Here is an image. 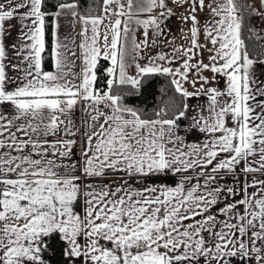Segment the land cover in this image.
I'll use <instances>...</instances> for the list:
<instances>
[{
    "label": "snow or ice",
    "instance_id": "6c2138e0",
    "mask_svg": "<svg viewBox=\"0 0 264 264\" xmlns=\"http://www.w3.org/2000/svg\"><path fill=\"white\" fill-rule=\"evenodd\" d=\"M171 3H0V264H264V0Z\"/></svg>",
    "mask_w": 264,
    "mask_h": 264
},
{
    "label": "crops",
    "instance_id": "0c3cea01",
    "mask_svg": "<svg viewBox=\"0 0 264 264\" xmlns=\"http://www.w3.org/2000/svg\"><path fill=\"white\" fill-rule=\"evenodd\" d=\"M3 2H4V0H0V3H3ZM17 2H22V0H17ZM124 4L126 6V3H124ZM111 7L113 9H116L117 5L112 4ZM21 11H25V9H21ZM115 18H116L115 16L111 17L112 20H114ZM171 19H173V17ZM106 23H107V21H106ZM60 24H61L60 32L62 35L66 32L71 31L72 25H71L70 15L61 17ZM5 28H6L7 32L10 33V34H6V36H5V43L8 46V56H9V60L6 61V63L16 64V63H18V60L15 58V50L11 47V45L13 43H16L18 40L19 23L16 19L10 20V21L6 22ZM79 28H80V26L77 23L75 26L76 32H79ZM136 35H137V32H136ZM140 39H143L142 34L140 35ZM188 44H189V42H188ZM161 45H162V42H161ZM46 70H50V68L46 69ZM8 75L11 77V76L18 75V73L13 71L11 69V67H9L8 68ZM192 90H193L192 88H189V91H192ZM201 99H203V98H201ZM189 103L194 106L197 103V100H195V99L190 100ZM193 115H194V112L190 110L188 113V118L184 119L182 121L183 125H185V126L189 125L191 123V117ZM75 119H76V122L78 125H80L82 123V121L84 119V113H83L82 109L77 108L76 113H75ZM97 127H98V125H97ZM81 130L83 131V129H81ZM183 131L184 130L181 129V134H183ZM77 139L79 141L80 137H77ZM200 139L202 142V140H203L202 135L200 136ZM189 142H195V138L194 137L191 138L189 140ZM82 151H83V145H82V143H78L77 146L74 147V155L72 156V161H75V162H78L79 164H82L83 163ZM174 179H178V176L174 177ZM105 182L107 183L108 181L105 180ZM53 259L55 260L56 258H53Z\"/></svg>",
    "mask_w": 264,
    "mask_h": 264
},
{
    "label": "rangeland",
    "instance_id": "374dc122",
    "mask_svg": "<svg viewBox=\"0 0 264 264\" xmlns=\"http://www.w3.org/2000/svg\"><path fill=\"white\" fill-rule=\"evenodd\" d=\"M122 3H127V0H121ZM211 0H206V4L207 3H210ZM168 4H169V7L173 8V10L175 11L176 15L173 16V19H170L168 20L166 23H167V27L165 28V31L167 33V36L162 38V45L160 44V49H163L165 51H168L170 52L171 51V48L173 46H180V45H183L185 47H188L190 46L188 44V40L184 39L183 36L185 35V33L187 32V28H188V25L186 24H181L180 20H179V17L182 13L186 14L185 12V7H176L175 5H173L171 3V0H168ZM198 16L200 17L201 19V23H204L206 22L208 19H210V17L208 16V10L205 9V11L203 12H198ZM259 26V25H258ZM131 27L133 28H136V32H137V38L140 39V35L142 34V29L140 28H137L136 25H131ZM184 29V32L181 31V29ZM168 29H170V31H168ZM141 32V33H140ZM149 38L151 39L152 38V32L150 31L149 32ZM173 38H175V42H174V45H169L168 44V41L169 40H172ZM201 39H203V37H201ZM160 49H157L155 47L151 48V52L153 54H155L156 51L160 50ZM207 55L208 53L205 52L204 54V57H205V61L207 62ZM141 63H144V61H141ZM205 75H208V76H211V73H205ZM222 86V85H221ZM186 87H189L191 88L190 86L186 85Z\"/></svg>",
    "mask_w": 264,
    "mask_h": 264
},
{
    "label": "trees",
    "instance_id": "16d2710c",
    "mask_svg": "<svg viewBox=\"0 0 264 264\" xmlns=\"http://www.w3.org/2000/svg\"><path fill=\"white\" fill-rule=\"evenodd\" d=\"M71 0H68V2H70ZM79 4H80V10L81 11H85L89 5L92 6L93 9H97L99 8V5L97 4V0H78ZM100 2L102 3V0H100ZM93 14H97V12H93ZM47 55V54H46ZM101 64H103L104 66H107V62L105 61H101ZM50 68V61L45 62V69H49ZM167 85V79L164 77H155L153 78V80L151 81L150 86L146 89V93L145 95L147 96V105L149 107V110H151L152 106H154L156 100L158 99V89L161 86H166ZM130 103H144L143 98H141L140 101H137L136 99H131L129 101Z\"/></svg>",
    "mask_w": 264,
    "mask_h": 264
}]
</instances>
